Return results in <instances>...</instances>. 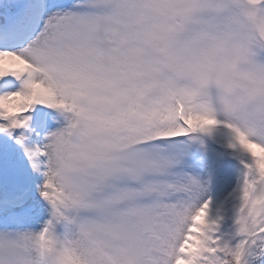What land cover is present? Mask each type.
<instances>
[{"label": "snow or ice", "instance_id": "6c2138e0", "mask_svg": "<svg viewBox=\"0 0 264 264\" xmlns=\"http://www.w3.org/2000/svg\"><path fill=\"white\" fill-rule=\"evenodd\" d=\"M0 264H264V0H0Z\"/></svg>", "mask_w": 264, "mask_h": 264}, {"label": "clouds", "instance_id": "9594fccd", "mask_svg": "<svg viewBox=\"0 0 264 264\" xmlns=\"http://www.w3.org/2000/svg\"><path fill=\"white\" fill-rule=\"evenodd\" d=\"M259 20H260V17L258 16V17H257V23L259 22Z\"/></svg>", "mask_w": 264, "mask_h": 264}]
</instances>
